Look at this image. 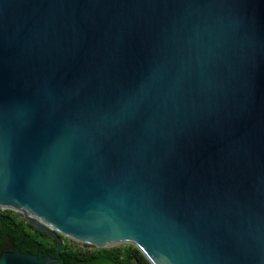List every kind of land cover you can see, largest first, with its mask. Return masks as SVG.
Wrapping results in <instances>:
<instances>
[{
  "label": "water",
  "instance_id": "1",
  "mask_svg": "<svg viewBox=\"0 0 264 264\" xmlns=\"http://www.w3.org/2000/svg\"><path fill=\"white\" fill-rule=\"evenodd\" d=\"M0 211L57 254L264 264V0H0Z\"/></svg>",
  "mask_w": 264,
  "mask_h": 264
},
{
  "label": "trees",
  "instance_id": "2",
  "mask_svg": "<svg viewBox=\"0 0 264 264\" xmlns=\"http://www.w3.org/2000/svg\"><path fill=\"white\" fill-rule=\"evenodd\" d=\"M7 242L13 246L12 251L21 244L22 253L37 254L39 258H60L58 264H149L132 246L82 249L70 246L65 239L61 251L57 254L56 244L48 236L34 230L15 213L0 211V256L3 254L2 247Z\"/></svg>",
  "mask_w": 264,
  "mask_h": 264
},
{
  "label": "rangeland",
  "instance_id": "3",
  "mask_svg": "<svg viewBox=\"0 0 264 264\" xmlns=\"http://www.w3.org/2000/svg\"><path fill=\"white\" fill-rule=\"evenodd\" d=\"M66 241L69 243L70 246L72 247H76V248H82V249H85V248H92L90 246H86V245H82V244H79V243H75V242H72L68 239H66ZM119 246H126V245H119ZM118 247V246H117Z\"/></svg>",
  "mask_w": 264,
  "mask_h": 264
},
{
  "label": "flooded vegetation",
  "instance_id": "4",
  "mask_svg": "<svg viewBox=\"0 0 264 264\" xmlns=\"http://www.w3.org/2000/svg\"><path fill=\"white\" fill-rule=\"evenodd\" d=\"M12 250L13 246L10 244V242H7V244L2 247L3 253H5L6 251L12 252Z\"/></svg>",
  "mask_w": 264,
  "mask_h": 264
}]
</instances>
